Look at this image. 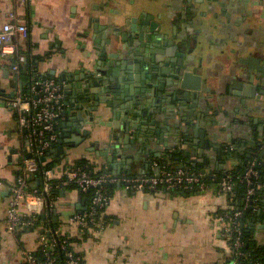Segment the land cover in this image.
Instances as JSON below:
<instances>
[{
	"label": "crops",
	"instance_id": "crops-1",
	"mask_svg": "<svg viewBox=\"0 0 264 264\" xmlns=\"http://www.w3.org/2000/svg\"><path fill=\"white\" fill-rule=\"evenodd\" d=\"M12 12L28 27L29 34L26 40H15L17 53L27 58L20 64L21 70H11L15 53L6 59L0 57V264H25L24 254L37 251V239L41 234L47 235L48 229L39 225L11 234L3 226L10 190L27 156L16 112L6 102L26 84L28 62L30 71L40 78L51 77L60 85L62 110L66 108L69 112L65 123H83L76 132L67 126L68 136L63 139L68 143L64 144L63 152H58L57 141L49 151L46 161L53 162L51 169L56 177L80 161L91 165L96 174L133 178L161 172L164 167L175 168L180 160L192 166L191 159L199 162L198 171L203 168L206 176L221 165H240L249 154L255 151L259 154L260 149L250 146L249 138L243 133L246 125H259L252 119L264 115L253 110L246 116L241 102L260 101L244 96L243 88H234L232 84L237 81V75L245 72L249 77L243 84L258 85L256 94L264 91V0H25L21 5L0 0V26L9 20ZM141 12L150 14L155 22H165L169 39L181 48L185 43V59L201 70L200 94L205 102H212L209 114L217 113L213 119L216 125L212 127L216 135L212 132L205 140L210 143L208 148L201 147L200 136L193 132L198 119L190 111L189 118L183 120L176 102L174 112L151 111L146 116H134L130 107L129 111L122 108L128 104L126 100L109 96L101 112L84 114L77 104L74 110L81 112L82 119H76L72 112L69 103L73 95L64 87L83 82L80 75L91 71L105 73L103 64H97L105 38L98 36L100 43L95 41L93 31L97 29L99 34L98 27L108 21L121 25V31L129 34L132 25L135 28L141 25ZM131 18L135 22L126 27L125 20ZM119 51L120 47L112 50L106 46L109 54ZM107 60L115 67L121 57L107 55ZM102 87L100 83L99 89ZM140 87L145 91L149 88L146 83ZM251 87L248 86L247 95L251 94ZM192 103L188 102V107ZM151 121L155 125L151 126ZM62 122L61 116L59 136ZM128 122L139 127L124 132ZM109 134L115 137L110 138ZM126 136L127 142H121ZM73 137L81 139L74 142ZM201 149L203 157L199 158ZM262 167L264 172V164ZM31 179L33 184L40 182L36 176ZM108 192L109 202L97 217L99 227L87 232L63 221L86 211L90 197L85 192L63 188L53 201L51 219L76 239L72 245L84 264H231L234 259V250L223 234L226 223L219 215L228 208V202L214 185L198 192L184 189L170 192L161 188L136 190L115 182L109 184ZM21 211H25L24 206ZM263 220L264 173L259 206L249 227L252 240L259 246L264 245Z\"/></svg>",
	"mask_w": 264,
	"mask_h": 264
},
{
	"label": "built area",
	"instance_id": "built-area-1",
	"mask_svg": "<svg viewBox=\"0 0 264 264\" xmlns=\"http://www.w3.org/2000/svg\"><path fill=\"white\" fill-rule=\"evenodd\" d=\"M15 4L21 5L25 0H10ZM28 27L21 23L17 16L12 12L9 14V20L0 26V57L8 58L15 53V63L11 66L13 72L19 70L20 64L26 62V56L17 53L16 39L26 40L28 38ZM7 107L14 110L17 116L18 131L22 134L25 143V149L29 157L22 161L21 171L16 177L15 183L10 192L11 196L5 210V219L3 226L11 234L16 233L21 228L33 227L36 221L35 216L47 215L52 212L53 201L47 200L54 187L62 188L74 185L82 192L93 189L90 196V203L86 211L75 213L63 220L66 224L78 227L80 230H92L93 227H99L96 220V214L105 208L109 202V196L105 189L106 184L115 182L123 183L127 188L136 190L144 189H165V190H193L198 188L204 191L208 184L203 182L204 176L193 170L185 168H176L173 171H161L158 173L142 174L138 177H127L124 175H106L104 173H91L86 167H71L62 176L56 177L52 169L42 171L40 180L41 192L28 181L40 170V159L45 158L46 153L51 150L58 139V123L62 113V102L60 85L53 78H41L34 80L29 92H23L18 88L14 96L7 100ZM255 158L249 162L243 178L249 186L245 193V206L255 193V187L252 178L258 177V171L254 168ZM256 188H259L257 186ZM218 192L221 194L231 193L232 184L228 175L220 181ZM24 206L25 211H21ZM242 211H235L231 215L221 218L226 223L223 234H234V240L231 247L234 250V259L231 264H243L240 257L243 255L241 240V230L239 222L236 219ZM49 238L44 234L39 235L37 239V250L43 255V261H39L33 252L24 254L25 264H56V250H64V264H84L83 258L73 251L66 250L67 241L64 239L58 242L55 237L66 236V232L58 224L55 230L48 228L46 230Z\"/></svg>",
	"mask_w": 264,
	"mask_h": 264
},
{
	"label": "water",
	"instance_id": "water-1",
	"mask_svg": "<svg viewBox=\"0 0 264 264\" xmlns=\"http://www.w3.org/2000/svg\"><path fill=\"white\" fill-rule=\"evenodd\" d=\"M141 13V16H139L141 25L137 28L132 25L129 34L121 31V25L117 23L110 24L108 21H105L106 24L104 26L98 27L100 32H105V35L100 32L98 34L97 29L93 31V34H95L94 37H97L95 41H99L100 43L98 36L103 35L105 38V40L101 42L103 46L101 48L100 60L97 61V64H103V71L105 73L101 74L100 72L91 71L80 75L83 82L78 84L73 83L72 85L64 87L67 93H72L73 95V101L69 103L71 108H73L72 112L75 113V118L79 120L82 119L81 112H76V110H74L77 109L75 107L76 104L83 108L84 114L89 112H101L104 108L102 104L105 103V98L109 96H114L113 98L119 96V98L121 97L126 100L128 104L124 105L122 108L128 109L129 111L130 107L131 113L135 114L134 116H146L150 114L151 111L155 113H160L162 111L174 112V102H176L179 110L183 112V120L189 118L187 114L190 111H192V115L198 119V123L193 125V132L200 136L201 147L208 148L210 143L205 140L213 133L216 135L212 127L216 125L213 119L217 116V113L214 112L213 114H209L208 111L211 108L212 102H205L203 96L200 94L203 84L201 70L200 68L196 69L193 65H190L185 59V43L183 44L184 47L181 48L178 44H174L172 39H169L167 34L168 26L165 22H155L150 14H145V12ZM131 21L135 22V18L125 20L124 25L126 27L129 26ZM118 37H120V41ZM122 43L124 46H122ZM106 46L112 50L119 49L120 47V51L109 54L106 52ZM107 55L109 58L121 57V60L113 67L112 62H108ZM187 59L190 60L191 58L188 57ZM246 77L249 76L245 72L237 75V81L233 82L232 87L243 88L244 96H250L251 99L259 100L260 102H241L244 110H246L245 115L248 116L249 112L252 113L253 110L261 112V114L264 115V91H260L256 94L258 85L251 87V82L243 84ZM61 78L64 79V76H61ZM78 79V77L75 78L76 81ZM248 80L252 81L250 78H248ZM100 83L103 84L101 89H99ZM143 83H146L149 87L147 91L140 87ZM248 86L251 87V94L249 95H247ZM188 102L193 103L188 107ZM106 103L109 106L111 105V102ZM226 103L229 104L231 102ZM66 104L68 103L66 102L65 105ZM114 104L116 103L114 102ZM162 105L164 106L162 107ZM133 110L135 112H133ZM68 114L69 112L66 108L62 110L61 116L64 118V122L61 123L62 134L59 136L60 139L57 140L58 152H63L65 148L64 144L68 143L63 139V136H68V134H65L68 130L67 126L70 127V131L76 132L78 126L83 124H77L76 122L65 123ZM90 119L93 120V117ZM72 120H75L73 116ZM129 122L124 125V132H127L130 127H139L137 123L130 124ZM252 122L254 124L259 123V125L252 127L244 123L247 128L243 134L246 135V138H249L250 146L260 149L258 155L261 160V165H263L264 118H254ZM150 124L151 126L155 125V122L151 121ZM186 125H189L188 121H186ZM201 126H204V129L200 128ZM206 126L207 129L205 128ZM83 133L85 135L87 132ZM155 134L160 136L158 130H155ZM111 136L114 135L109 134L110 138ZM78 139L81 138L73 137L72 141L78 142ZM126 139L127 136L124 140H121V142L123 141L126 143ZM193 141L195 142V140ZM126 146L128 147V144ZM188 146L193 148L192 144H188ZM253 148L250 150V153H252ZM103 155H106L105 152ZM197 155L199 158L203 157L202 149L198 150ZM249 156L250 154L248 157ZM26 157H29V155ZM210 158L214 157L210 156ZM42 160H44V158H42ZM190 161L192 166H196L199 163L195 159H191ZM128 169L129 166H126V172H128ZM200 173L205 177V170L203 168ZM257 212L258 215L261 214L260 210H257ZM41 217H44L43 214H41ZM252 225L253 224H251V226Z\"/></svg>",
	"mask_w": 264,
	"mask_h": 264
},
{
	"label": "trees",
	"instance_id": "trees-1",
	"mask_svg": "<svg viewBox=\"0 0 264 264\" xmlns=\"http://www.w3.org/2000/svg\"><path fill=\"white\" fill-rule=\"evenodd\" d=\"M29 62H28V66H27V70L28 71V77H27V81L26 84H23L21 89L23 92H29L31 86H32V82L34 80L37 79H41L38 74L33 73L31 70V67L29 66ZM19 70H21V67L19 68ZM42 78H51V77H42ZM49 152L46 153V158L49 156ZM178 155H180V153H178ZM255 158L256 161V165L254 166V168L258 171V177L257 178H252V183L253 186L255 187V193L252 196L251 201L249 202V205L247 206V208L244 209L245 206V193L246 190L248 189V185L247 182L244 180L243 175L246 171V169L248 168V164L249 162H251L253 159ZM40 170L38 173H36L34 176H36L39 181L42 178V171L45 169H51L53 166V162H47L44 158V160H42V158L40 159ZM178 165L175 168H169V167H164L163 171H173L176 168H185V169H190L195 171L196 173H199L198 170L199 167L201 165H196V166H191L189 163H186L184 160H180L177 163ZM75 167H86L87 170L91 173L94 172V169L91 165H89L88 163L84 162V161H80L75 163L74 165ZM201 168V167H200ZM263 167L261 165V161L259 159V155L258 152L255 151L253 152V154L249 157H247L246 159H244V161L240 164V165H236V166H227V165H221V167L219 169H215L213 170V172H210L211 175H206L203 178V182L208 184V186H215L216 189H219V185H220V181L222 180V178H224L226 175L229 176L231 184H232V192L231 193H224V195L226 196L227 202H228V208L225 210L220 211V217L224 218L226 217V215H231L233 212L235 211H242L241 215L236 219L237 222H239V228L241 230V240L243 241V247H242V252L243 255L240 257V261L243 264H264V245L263 246H259L256 244L255 241L252 240V236H251V229L249 230L250 225L253 223V218L255 216V212L256 209L259 206V189H260V185L262 183V175H263V171H262ZM101 173V172H100ZM96 174V173H95ZM99 174V173H97ZM32 186L34 187V189L37 190L38 193L41 192V184L39 182V184H33L32 183V179L28 180ZM58 182H55L54 186L57 184ZM53 186L50 195L47 197V200L49 201H54L56 199V197H58V195L60 194V189L63 188H71V189H76V186L74 185H69L67 187H62V188H55ZM257 186H259V188H256ZM105 189L108 193L109 196V184L105 185ZM177 190H171L170 192H175ZM198 192L201 191L198 188H194L193 190H191V192ZM89 197L92 195L93 193V189L85 192ZM103 210V209H102ZM102 210H100L97 214H96V220L98 217V214L100 212H102ZM47 216V217H46ZM36 221L33 227H30V229H36L39 225L43 226H47L48 228H51L52 230H55L58 226V223H54L51 219L50 214L44 215V217H41V215H37L35 216ZM88 230H84V232H87ZM49 238V235H45ZM235 235L234 234H229L226 235L227 240L229 241L230 244H232L233 240H234ZM55 239L60 242L62 240H66L67 244H66V250H70L73 251L74 253L78 254L74 248L72 243L75 242V238L71 237L70 235H66V236H59V237H55ZM57 254H56V264H64L65 263V256H64V250H59L57 248L56 250ZM34 256L39 260V261H43V255L40 251H35L33 252ZM81 256V255H80Z\"/></svg>",
	"mask_w": 264,
	"mask_h": 264
}]
</instances>
